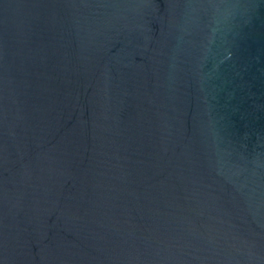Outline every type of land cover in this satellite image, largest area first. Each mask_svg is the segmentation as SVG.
I'll return each mask as SVG.
<instances>
[{"label":"water","instance_id":"1","mask_svg":"<svg viewBox=\"0 0 264 264\" xmlns=\"http://www.w3.org/2000/svg\"><path fill=\"white\" fill-rule=\"evenodd\" d=\"M0 264H264V0H0Z\"/></svg>","mask_w":264,"mask_h":264}]
</instances>
